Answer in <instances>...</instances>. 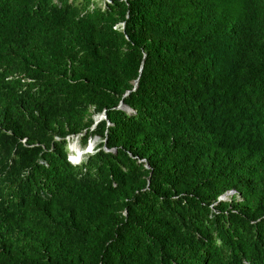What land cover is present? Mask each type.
<instances>
[{"label":"trees","instance_id":"16d2710c","mask_svg":"<svg viewBox=\"0 0 264 264\" xmlns=\"http://www.w3.org/2000/svg\"><path fill=\"white\" fill-rule=\"evenodd\" d=\"M0 264H264V0H0Z\"/></svg>","mask_w":264,"mask_h":264},{"label":"rangeland","instance_id":"374dc122","mask_svg":"<svg viewBox=\"0 0 264 264\" xmlns=\"http://www.w3.org/2000/svg\"><path fill=\"white\" fill-rule=\"evenodd\" d=\"M94 119H95V122L99 121L100 119L102 118H105L104 114H94ZM73 139V138H72ZM70 142H72V144L69 145V148L73 145H76L77 144V147L80 148V147H83V148H80V149H83V151H85L81 156L79 155L80 153L77 151L79 157H77V161L76 160H73L72 162H74V164H77L79 163L84 157L86 154H90V153H93L95 151V147L96 145L99 144L100 142V138L98 136H90L88 138V141L87 143L84 145L81 141V139H77V138H74L72 141L70 140ZM80 146V147H79ZM68 148V146H67ZM77 149V148H76ZM72 150V149H71ZM67 156H69V159H67V161L70 162V159H71V153L67 152ZM228 199L229 200V196H225V200Z\"/></svg>","mask_w":264,"mask_h":264},{"label":"bare ground","instance_id":"6f19581e","mask_svg":"<svg viewBox=\"0 0 264 264\" xmlns=\"http://www.w3.org/2000/svg\"><path fill=\"white\" fill-rule=\"evenodd\" d=\"M77 148V149H76ZM72 149V150H71ZM70 150L74 152V156L76 157L77 156V151L79 152V149L77 147V144L76 145H73L70 147ZM77 150V151H76ZM83 150V149H82ZM80 153V152H79ZM81 156V154H79ZM79 157V156H78ZM77 160V159H76Z\"/></svg>","mask_w":264,"mask_h":264},{"label":"built area","instance_id":"2783aa9c","mask_svg":"<svg viewBox=\"0 0 264 264\" xmlns=\"http://www.w3.org/2000/svg\"><path fill=\"white\" fill-rule=\"evenodd\" d=\"M70 145V144H69ZM70 153H71V159H70V162H72L73 160H76L77 159V157H78V155H77V157H75L74 156V152L73 151H71L70 150ZM77 154V153H76ZM68 159H69V156H68ZM77 161V160H76ZM74 163V162H73Z\"/></svg>","mask_w":264,"mask_h":264},{"label":"water","instance_id":"95a60500","mask_svg":"<svg viewBox=\"0 0 264 264\" xmlns=\"http://www.w3.org/2000/svg\"><path fill=\"white\" fill-rule=\"evenodd\" d=\"M137 85V80L135 81V86ZM105 116V115H104ZM232 192L228 191L227 193H225L224 195L220 196V200L225 199V195H230Z\"/></svg>","mask_w":264,"mask_h":264},{"label":"clouds","instance_id":"9594fccd","mask_svg":"<svg viewBox=\"0 0 264 264\" xmlns=\"http://www.w3.org/2000/svg\"><path fill=\"white\" fill-rule=\"evenodd\" d=\"M72 141V140H71ZM69 144H72V142H70ZM80 147V146H79ZM80 148H83V147H80ZM77 155H78V153H77ZM79 156V155H78ZM67 159H68V156H67Z\"/></svg>","mask_w":264,"mask_h":264}]
</instances>
